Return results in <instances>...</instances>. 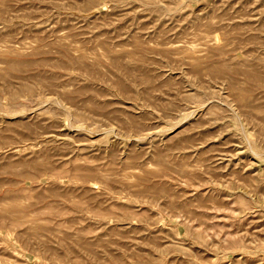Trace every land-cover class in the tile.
Returning a JSON list of instances; mask_svg holds the SVG:
<instances>
[{
  "label": "rangeland",
  "instance_id": "obj_1",
  "mask_svg": "<svg viewBox=\"0 0 264 264\" xmlns=\"http://www.w3.org/2000/svg\"><path fill=\"white\" fill-rule=\"evenodd\" d=\"M0 264H264V0H0Z\"/></svg>",
  "mask_w": 264,
  "mask_h": 264
},
{
  "label": "bare ground",
  "instance_id": "obj_2",
  "mask_svg": "<svg viewBox=\"0 0 264 264\" xmlns=\"http://www.w3.org/2000/svg\"><path fill=\"white\" fill-rule=\"evenodd\" d=\"M186 48H187V47H186ZM189 48L191 49V47H188V49H189Z\"/></svg>",
  "mask_w": 264,
  "mask_h": 264
}]
</instances>
